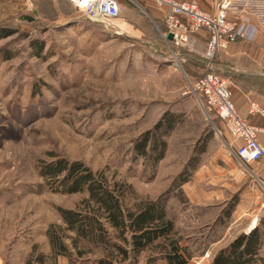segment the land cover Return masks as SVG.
<instances>
[{
  "label": "rangeland",
  "instance_id": "rangeland-1",
  "mask_svg": "<svg viewBox=\"0 0 264 264\" xmlns=\"http://www.w3.org/2000/svg\"><path fill=\"white\" fill-rule=\"evenodd\" d=\"M138 3L121 0L116 33L89 22L67 0H20L15 7L0 0V34L3 27L14 31L0 36V264L50 254L46 232L63 225L58 209L78 208L86 198V192L57 191L40 176V166L57 157L100 172L111 188L125 191L129 204L165 195L168 205L179 174L202 145L194 170L237 166L248 175L225 127L189 88L203 70L202 53L193 44L173 46L185 57L174 64L156 25L161 28V19ZM238 61L254 68L245 56ZM221 69L230 89L264 95V78ZM163 115L174 126L161 129L166 149L153 171L132 159V145ZM80 245L91 250L77 264H96L101 249ZM147 255L122 264H145ZM56 264L69 263L59 256Z\"/></svg>",
  "mask_w": 264,
  "mask_h": 264
},
{
  "label": "trees",
  "instance_id": "trees-1",
  "mask_svg": "<svg viewBox=\"0 0 264 264\" xmlns=\"http://www.w3.org/2000/svg\"><path fill=\"white\" fill-rule=\"evenodd\" d=\"M1 31V37L14 32L6 27ZM39 48H42L41 44ZM199 62L203 68L205 60L202 58ZM200 75L201 72L197 77ZM173 126L172 120L163 115L153 129L145 131L134 141L132 159H142L143 164L154 171L166 149L161 129L169 132ZM204 150V145L196 152L194 150L177 178L178 185L188 181ZM39 174L44 180H51L57 191L86 192L87 196L78 208L58 209L63 225H53L46 232L50 254L32 252L24 264H47V260L56 264L59 256L66 258L69 264H77L91 250L80 244L101 249L94 259L96 264H122L145 252H148L145 264L158 260L163 264H188L191 259L187 248L179 244L165 195L129 204L125 201V191L111 188L100 172H94L80 160L69 161L65 157L43 163ZM252 237L253 231L239 235L227 248L221 249L210 264H250L251 258L245 256L253 253Z\"/></svg>",
  "mask_w": 264,
  "mask_h": 264
},
{
  "label": "crops",
  "instance_id": "crops-1",
  "mask_svg": "<svg viewBox=\"0 0 264 264\" xmlns=\"http://www.w3.org/2000/svg\"><path fill=\"white\" fill-rule=\"evenodd\" d=\"M139 1L138 7L146 15L161 19L165 7L157 6L152 0ZM188 1H194L203 10L212 9L211 0ZM8 2L12 7L20 4V0ZM191 41L203 53L205 33H196ZM243 56L251 60L254 68L238 63ZM215 59L216 72L222 76L227 75L221 69L224 67V72L231 74L264 78V29L260 30L253 41L240 39L230 42L217 53ZM217 62L220 64L217 65ZM230 86L231 80L229 89ZM230 92L237 112L249 124L261 125L262 118L258 114L249 113L248 105L254 101L264 106V95L239 86L231 88ZM258 137L264 145V133ZM248 171L247 175L237 166L212 168L200 165L194 170L190 181L172 191L167 210L173 218L180 246L186 247L192 255L188 264L197 257H202L206 264H210L221 249L227 248L239 235H248L252 231L251 245H254V250L245 257L251 258L250 264H264V163H252Z\"/></svg>",
  "mask_w": 264,
  "mask_h": 264
},
{
  "label": "built area",
  "instance_id": "built-area-1",
  "mask_svg": "<svg viewBox=\"0 0 264 264\" xmlns=\"http://www.w3.org/2000/svg\"><path fill=\"white\" fill-rule=\"evenodd\" d=\"M81 11L85 19L103 28L119 33L114 22L120 16L121 0H67ZM135 3V0H129ZM165 7L161 17L162 30H158L168 47L174 64L184 60L176 49H192L191 36L203 31L206 36L205 49L201 56L205 60L201 75L191 81L189 88L200 99L205 113L215 115L229 133L233 155L249 169L256 162L264 163V145L258 135L264 133V106L249 102L248 111L258 114L262 124H249L235 109L229 89L230 79L216 72L215 58L235 40L253 41L264 29V0H211L212 9H201L194 1L152 0ZM172 39L168 40L167 35ZM179 66V65H178ZM190 264H206L202 257L194 258Z\"/></svg>",
  "mask_w": 264,
  "mask_h": 264
},
{
  "label": "water",
  "instance_id": "water-1",
  "mask_svg": "<svg viewBox=\"0 0 264 264\" xmlns=\"http://www.w3.org/2000/svg\"><path fill=\"white\" fill-rule=\"evenodd\" d=\"M167 39H168V40H171V39H172V35H171V34H168V35H167Z\"/></svg>",
  "mask_w": 264,
  "mask_h": 264
}]
</instances>
